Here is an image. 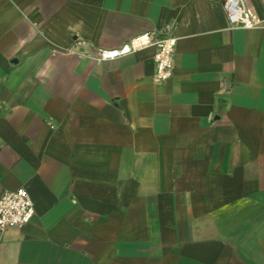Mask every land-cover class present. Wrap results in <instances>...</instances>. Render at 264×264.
<instances>
[{
    "label": "crops",
    "instance_id": "crops-1",
    "mask_svg": "<svg viewBox=\"0 0 264 264\" xmlns=\"http://www.w3.org/2000/svg\"><path fill=\"white\" fill-rule=\"evenodd\" d=\"M222 1L0 0V195L35 211L0 264H264V0ZM169 23L166 81L93 58Z\"/></svg>",
    "mask_w": 264,
    "mask_h": 264
},
{
    "label": "built area",
    "instance_id": "built-area-1",
    "mask_svg": "<svg viewBox=\"0 0 264 264\" xmlns=\"http://www.w3.org/2000/svg\"><path fill=\"white\" fill-rule=\"evenodd\" d=\"M222 7L231 28H255L263 19L254 14L244 0H223ZM174 24L164 25L158 31H145L133 36L115 48H98L93 58L97 61L114 59L146 47L155 48L154 80L163 82L173 74L176 37ZM33 201L24 187L4 190L0 195V231L20 227L34 215Z\"/></svg>",
    "mask_w": 264,
    "mask_h": 264
}]
</instances>
